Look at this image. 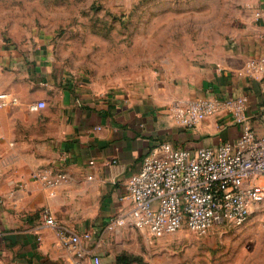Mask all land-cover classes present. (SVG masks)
<instances>
[{
  "label": "crops",
  "instance_id": "0c3cea01",
  "mask_svg": "<svg viewBox=\"0 0 264 264\" xmlns=\"http://www.w3.org/2000/svg\"><path fill=\"white\" fill-rule=\"evenodd\" d=\"M236 5L237 26L214 64L196 70L197 77L155 76L134 95H98L41 59L0 71V92L17 101L0 109V264H76L74 253L44 223V209L67 230L89 232L84 247L104 259V237L121 231L107 233L105 223L125 206L119 196L153 148L168 142L194 150L238 137L239 127L228 116L185 128L169 110L175 102L211 95H245L248 114L263 103L252 75L264 77V69L250 72L246 65L264 56V0ZM38 101L46 106L31 110ZM43 169H62L66 179L47 187L33 178Z\"/></svg>",
  "mask_w": 264,
  "mask_h": 264
},
{
  "label": "rangeland",
  "instance_id": "374dc122",
  "mask_svg": "<svg viewBox=\"0 0 264 264\" xmlns=\"http://www.w3.org/2000/svg\"><path fill=\"white\" fill-rule=\"evenodd\" d=\"M236 2L0 0V71L41 59L98 95H134L155 76L197 77L230 44ZM104 238L102 264H115L121 253L141 257L130 264H264V212L200 236L185 228L161 237L124 228Z\"/></svg>",
  "mask_w": 264,
  "mask_h": 264
},
{
  "label": "built area",
  "instance_id": "2783aa9c",
  "mask_svg": "<svg viewBox=\"0 0 264 264\" xmlns=\"http://www.w3.org/2000/svg\"><path fill=\"white\" fill-rule=\"evenodd\" d=\"M246 66L250 72L262 71L264 56ZM253 76L260 83L263 98L253 114L247 113L245 95H211L170 106L173 121L179 126L194 128L207 118L228 116L239 127V135L233 141L194 150L168 142L153 148L128 178L125 193L119 196L126 204L109 216L105 232L130 228L161 237L185 228L200 236L217 224L240 226L253 213L264 212V182L257 180L264 179V77ZM16 102L15 97L0 92V109ZM45 106L44 101H38L30 109ZM33 178L55 187L66 179V173L43 169ZM41 214L44 223L55 229L61 245L74 253L76 264L87 257L89 264H102L99 254L84 247L92 238L89 232L67 230L48 209Z\"/></svg>",
  "mask_w": 264,
  "mask_h": 264
},
{
  "label": "trees",
  "instance_id": "16d2710c",
  "mask_svg": "<svg viewBox=\"0 0 264 264\" xmlns=\"http://www.w3.org/2000/svg\"><path fill=\"white\" fill-rule=\"evenodd\" d=\"M132 262L141 263L142 259L138 255H127L121 253L115 257V264H130Z\"/></svg>",
  "mask_w": 264,
  "mask_h": 264
}]
</instances>
